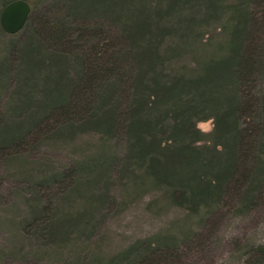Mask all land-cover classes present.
I'll return each instance as SVG.
<instances>
[{
    "label": "trees",
    "instance_id": "1",
    "mask_svg": "<svg viewBox=\"0 0 264 264\" xmlns=\"http://www.w3.org/2000/svg\"><path fill=\"white\" fill-rule=\"evenodd\" d=\"M24 1L23 29L0 27V165L79 136L100 145L23 183V243L91 244L120 193L191 216L264 208V0ZM186 242L157 234L67 264H180ZM243 264H264V244Z\"/></svg>",
    "mask_w": 264,
    "mask_h": 264
},
{
    "label": "rangeland",
    "instance_id": "2",
    "mask_svg": "<svg viewBox=\"0 0 264 264\" xmlns=\"http://www.w3.org/2000/svg\"><path fill=\"white\" fill-rule=\"evenodd\" d=\"M9 40L8 36H1L0 47ZM197 128L209 133L212 123L200 122ZM99 145V137L79 136L69 143L48 144L21 162L0 165V264H67L77 250L83 256L94 252L95 256L107 257L135 240L157 234L179 235L187 241L180 264H243L246 247L264 244V208L244 216L224 212L191 216L172 207H159L157 194L134 200L123 198L121 193L118 208L112 209L113 215L91 244L57 252L41 248L36 242L23 243L17 228L27 213L21 196L23 183L27 178H38L39 171L45 168L61 169L72 160L93 156ZM13 251L20 253L16 255ZM58 254L63 256L62 260Z\"/></svg>",
    "mask_w": 264,
    "mask_h": 264
},
{
    "label": "water",
    "instance_id": "3",
    "mask_svg": "<svg viewBox=\"0 0 264 264\" xmlns=\"http://www.w3.org/2000/svg\"><path fill=\"white\" fill-rule=\"evenodd\" d=\"M31 13V7L24 0L7 4L0 13V27L7 35H16L25 26Z\"/></svg>",
    "mask_w": 264,
    "mask_h": 264
}]
</instances>
